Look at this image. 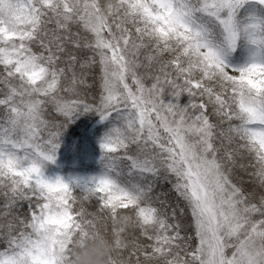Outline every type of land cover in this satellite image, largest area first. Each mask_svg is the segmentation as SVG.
Returning <instances> with one entry per match:
<instances>
[{"label": "snow or ice", "instance_id": "snow-or-ice-1", "mask_svg": "<svg viewBox=\"0 0 264 264\" xmlns=\"http://www.w3.org/2000/svg\"><path fill=\"white\" fill-rule=\"evenodd\" d=\"M0 264H264V0H0Z\"/></svg>", "mask_w": 264, "mask_h": 264}, {"label": "trees", "instance_id": "trees-1", "mask_svg": "<svg viewBox=\"0 0 264 264\" xmlns=\"http://www.w3.org/2000/svg\"><path fill=\"white\" fill-rule=\"evenodd\" d=\"M100 118L95 112L78 114L68 124L60 137V148L57 154V163L60 171L66 173L68 169H79L86 173L99 172L101 170V149L91 146L94 151L87 153V147L93 141H98L106 130V122L99 121ZM98 121V122H97ZM97 122V123H96ZM82 154H80V153ZM49 167V165L47 166Z\"/></svg>", "mask_w": 264, "mask_h": 264}, {"label": "rangeland", "instance_id": "rangeland-1", "mask_svg": "<svg viewBox=\"0 0 264 264\" xmlns=\"http://www.w3.org/2000/svg\"><path fill=\"white\" fill-rule=\"evenodd\" d=\"M99 121H101V120H99ZM97 122H98V121H97ZM97 122H96V123H97ZM99 141H100V140H98V141H93L91 144H90V142H88L87 144H89L90 146L87 147V148H88V149H87L88 152H87V153H84V155H86V154H90V151H91V154H92V152H94V151L91 149V146L94 147V148H96L95 151H96L97 149H100ZM79 153H80V152H79ZM80 154H82V153H80ZM47 173H48L49 175H53V176H55V175H62V176H64V177H69V176H71V177H81V178H84V177H90V176H92V175H95V174H97L98 172L86 173V172L81 171V170H79V169H74V168L71 169V168H70V169H68V171H67L66 173H64V172L60 171L59 164H58L57 161H56L55 164H49V167H47Z\"/></svg>", "mask_w": 264, "mask_h": 264}]
</instances>
